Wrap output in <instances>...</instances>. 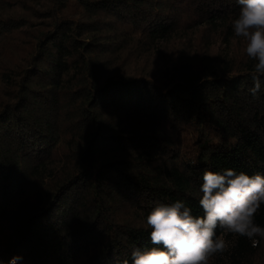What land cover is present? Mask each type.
Returning <instances> with one entry per match:
<instances>
[{"label":"trees","instance_id":"16d2710c","mask_svg":"<svg viewBox=\"0 0 264 264\" xmlns=\"http://www.w3.org/2000/svg\"><path fill=\"white\" fill-rule=\"evenodd\" d=\"M238 13L235 0L0 10L4 264L131 262L153 246L155 207L181 200L203 215L205 170L264 174V92L247 90L255 61L234 36ZM225 238L210 264H264V242Z\"/></svg>","mask_w":264,"mask_h":264},{"label":"clouds","instance_id":"9594fccd","mask_svg":"<svg viewBox=\"0 0 264 264\" xmlns=\"http://www.w3.org/2000/svg\"><path fill=\"white\" fill-rule=\"evenodd\" d=\"M238 15L232 20L234 36L245 42L244 54L255 61L249 73L248 92L257 98L264 92V0H235ZM229 78H232L229 76ZM200 185L202 216H194L184 201L155 207L146 218L150 248H135L122 264H210L228 252L226 235L244 237L257 247L264 242V227L256 216L264 205V174L249 175L232 168L205 170ZM221 234H217V230ZM13 256L7 264H18ZM0 264L4 261L0 260Z\"/></svg>","mask_w":264,"mask_h":264},{"label":"rangeland","instance_id":"374dc122","mask_svg":"<svg viewBox=\"0 0 264 264\" xmlns=\"http://www.w3.org/2000/svg\"><path fill=\"white\" fill-rule=\"evenodd\" d=\"M17 3L16 5L13 6H8L7 4H0V10L3 12H12V11H19L21 10V2L24 0H16ZM25 2H27V4L33 6L36 9H42V6L44 4V0H25ZM23 10V8H22ZM24 11V10H23ZM152 62V61H151ZM130 68H133V65H130ZM2 87V84L0 82V89Z\"/></svg>","mask_w":264,"mask_h":264}]
</instances>
